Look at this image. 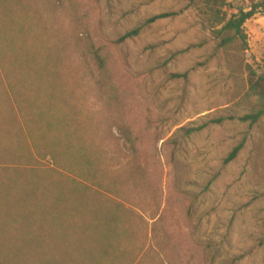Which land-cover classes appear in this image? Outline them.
Returning a JSON list of instances; mask_svg holds the SVG:
<instances>
[{"label": "rangeland", "instance_id": "obj_1", "mask_svg": "<svg viewBox=\"0 0 264 264\" xmlns=\"http://www.w3.org/2000/svg\"><path fill=\"white\" fill-rule=\"evenodd\" d=\"M220 29L199 0H0V264H264V15L247 50Z\"/></svg>", "mask_w": 264, "mask_h": 264}, {"label": "trees", "instance_id": "obj_2", "mask_svg": "<svg viewBox=\"0 0 264 264\" xmlns=\"http://www.w3.org/2000/svg\"><path fill=\"white\" fill-rule=\"evenodd\" d=\"M199 5L202 8L203 14L211 23V28L220 27L219 34H230V38L227 40H240L244 49L247 47L246 35L244 33L245 24L256 16L264 15V0H199ZM168 17H170V14H162L151 18L148 23ZM137 34V30L129 32L124 34L117 42L118 44L124 43L134 38ZM262 65L264 73V61H262ZM247 70L248 96L255 99L256 106L250 114L244 115L239 121L253 125L264 116V77L256 75L255 71L251 68H247ZM174 77L186 78L187 74ZM240 149L241 144L233 148L225 159V164L232 162ZM156 225L159 227L158 223ZM160 241L163 242L164 239L161 238Z\"/></svg>", "mask_w": 264, "mask_h": 264}]
</instances>
